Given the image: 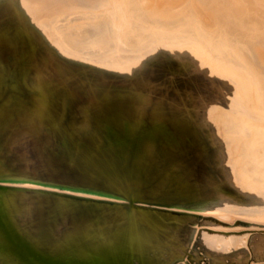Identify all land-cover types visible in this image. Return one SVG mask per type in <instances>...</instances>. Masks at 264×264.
I'll use <instances>...</instances> for the list:
<instances>
[{
    "label": "bare ground",
    "instance_id": "6f19581e",
    "mask_svg": "<svg viewBox=\"0 0 264 264\" xmlns=\"http://www.w3.org/2000/svg\"><path fill=\"white\" fill-rule=\"evenodd\" d=\"M164 1L0 0V264H264V0Z\"/></svg>",
    "mask_w": 264,
    "mask_h": 264
},
{
    "label": "water",
    "instance_id": "95a60500",
    "mask_svg": "<svg viewBox=\"0 0 264 264\" xmlns=\"http://www.w3.org/2000/svg\"><path fill=\"white\" fill-rule=\"evenodd\" d=\"M157 76H158V78L159 77H161L162 76V74H156ZM188 80L186 79V78H184V77H177L176 78V80H175V84L177 85V86H179V87H184V86H186V85H188V82H187ZM183 157H184V162L187 164L188 162H187V159L188 160H190L189 158H191V157H188V156H185V154L183 155ZM165 159V158H164ZM165 161H166V159H165ZM165 161H163V157H162V154H159V158H158V160H155V165L153 164L152 165V167H154L156 170H157V172H158V174L156 175V176H159V177H161L163 174H164V168H166V166L163 168V169H161V166H164V162ZM191 161V160H190ZM169 170H171V169H169ZM173 172H175V173H177V170H172ZM60 175H62L63 177H67V176H69V174L65 171V170H62L61 172H60ZM201 181L197 178V177H195L194 176V179H192V181L190 180V187L192 188V192L193 191H196L195 189H198L199 190V187H200V184L202 183H200ZM172 188V187H171ZM190 188V189H191ZM173 189V188H172ZM137 196V195H136ZM138 197V196H137ZM138 199L140 200L141 198L140 197H138ZM129 203H130V206H131V208L132 207H137V200L136 199H133L131 196L129 197ZM143 208V207H142ZM127 211H129V210H127ZM153 211H151V213H142L144 216H147L148 214H154V213H152ZM158 213H160V211H157ZM161 215H168L169 214V217H171V214L170 213H168L166 210H163V211H161V213H160ZM173 215H178V214H173ZM47 242H49V241H47ZM22 251V250H21ZM25 255V253H24V251H22V256H24ZM31 259V258H30ZM188 260H190V261H192V258L191 257H189L188 258ZM179 261L176 259H174L173 260V262L172 263H170V264H176V263H178ZM34 264H35V262H33Z\"/></svg>",
    "mask_w": 264,
    "mask_h": 264
},
{
    "label": "rangeland",
    "instance_id": "374dc122",
    "mask_svg": "<svg viewBox=\"0 0 264 264\" xmlns=\"http://www.w3.org/2000/svg\"><path fill=\"white\" fill-rule=\"evenodd\" d=\"M181 0H165L160 8V10H166L171 8L176 3L180 2Z\"/></svg>",
    "mask_w": 264,
    "mask_h": 264
}]
</instances>
